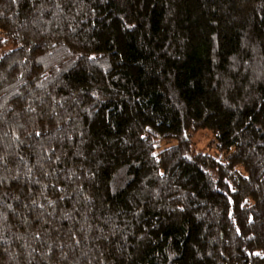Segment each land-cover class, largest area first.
Segmentation results:
<instances>
[{
  "label": "trees",
  "instance_id": "trees-1",
  "mask_svg": "<svg viewBox=\"0 0 264 264\" xmlns=\"http://www.w3.org/2000/svg\"><path fill=\"white\" fill-rule=\"evenodd\" d=\"M0 264H264V0H0Z\"/></svg>",
  "mask_w": 264,
  "mask_h": 264
},
{
  "label": "rangeland",
  "instance_id": "rangeland-1",
  "mask_svg": "<svg viewBox=\"0 0 264 264\" xmlns=\"http://www.w3.org/2000/svg\"><path fill=\"white\" fill-rule=\"evenodd\" d=\"M209 138H210V136H205V143H207V141L209 140ZM199 149H205L206 150V148H205V146L204 145H199Z\"/></svg>",
  "mask_w": 264,
  "mask_h": 264
}]
</instances>
